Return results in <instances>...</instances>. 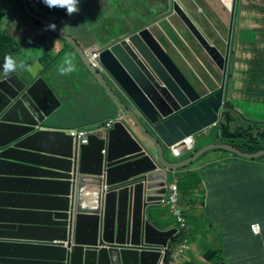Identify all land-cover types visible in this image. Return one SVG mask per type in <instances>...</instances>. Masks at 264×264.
Segmentation results:
<instances>
[{
  "label": "water",
  "instance_id": "95a60500",
  "mask_svg": "<svg viewBox=\"0 0 264 264\" xmlns=\"http://www.w3.org/2000/svg\"><path fill=\"white\" fill-rule=\"evenodd\" d=\"M24 2L33 18L52 24ZM141 3L149 11L138 13L143 25L91 54L58 27L51 30L78 51L118 105L113 127L90 135L87 144L53 128L51 117L62 101L45 79L49 68L43 62L27 63L8 78L0 74V264H158L162 251L172 249L177 228H156L152 208L161 205L175 171L212 149L245 159L264 155L224 143L206 145L183 161L168 160L171 146L213 126L218 132L223 112L233 113L230 74L239 1ZM93 54L98 68L91 65ZM143 82L158 95L157 104L144 102ZM11 199L48 207L5 204Z\"/></svg>",
  "mask_w": 264,
  "mask_h": 264
},
{
  "label": "crops",
  "instance_id": "0c3cea01",
  "mask_svg": "<svg viewBox=\"0 0 264 264\" xmlns=\"http://www.w3.org/2000/svg\"><path fill=\"white\" fill-rule=\"evenodd\" d=\"M222 1L225 2L226 0ZM98 2L103 7L109 5L115 7V13L112 16H115L119 10L115 0H99ZM137 5H139V1L134 0L132 2L128 1L127 6L136 7ZM138 13L139 9L137 10ZM246 14H249V16L244 18ZM245 15L241 19L243 26L247 22L246 19H249V23L252 25L243 28L240 27V23L238 25L237 32L241 29H249V34L240 43V47L246 49V53H241L240 48L238 50V45L235 43L232 81L234 82V89L231 86V90H233L232 98L252 99L255 101L258 97L264 98V58L261 59L259 56V54H263L264 57V0H252L250 3L248 1ZM54 18L57 21V26L73 36L86 53L91 54L92 48L114 39L108 31L96 32V29L88 34L78 33L77 36V32L71 31V25L75 22L76 17L66 14L64 18ZM211 21L212 23H217L214 13L212 14ZM6 27L16 39L29 38L31 40L30 45L33 47H36L37 43H44L47 53L51 57L55 58V56L59 55L58 60H55L53 63L48 60L46 62L43 61L44 66L49 68V79H45L62 101L61 108L51 117L53 122H55L53 124L54 129H62L65 132L70 129H89L102 125L115 117L114 115L118 113L117 103L108 96L102 85L84 65L78 51L73 47L67 46V42L64 39L54 33L43 31L38 25L28 22L21 14L12 17ZM28 27L33 28L39 34L38 36L42 38L40 42L32 36L26 35L25 32ZM43 53L38 56H29V60L28 58H21L17 61H23L26 65L36 59L41 60L40 56ZM66 54H70L74 58L77 71L68 75H61L58 71L59 62ZM100 71L104 73L109 84L113 85L104 69L100 68ZM184 71L187 74V83L191 86L193 79L190 77L189 68ZM205 74V69H202L198 75L201 81H203L205 77L203 75ZM200 75L203 77H200ZM69 76L75 81L68 80ZM51 78L56 79V82L58 81L60 88L53 87ZM81 78L84 80L86 86L89 84L93 87V95L100 105H98L96 100L91 105L90 99L86 97L84 92L80 95H74V89L84 86L81 83ZM132 81L135 83L136 88L139 87L143 91L139 83L136 82V78H133ZM143 84L145 89V93L143 92L145 97L143 99L144 102L148 106L157 104L158 95L156 92L145 82ZM116 94L125 102L127 101L124 91L119 90ZM67 95L70 97V101ZM71 99L74 100L75 105L71 111H68ZM101 109H103L102 113L97 115ZM256 122L264 123V115L258 118ZM216 135L217 132L213 126L206 130L205 135H199L201 136V140H195L196 137H187L170 147V149L176 150L182 155L179 158H174L170 153L169 155L173 157L172 160L183 161L206 145L224 144L216 140ZM188 139L191 142L187 145H194V150L190 153L185 151L187 147L186 140ZM244 159L223 149H212L204 152L189 165L175 171L168 185L174 183L178 187V201L184 214L187 230L185 233H182L181 243L175 244L172 242V238L175 235L169 243H173L172 249L179 245L187 246V250L179 257L180 264H220L222 262H226L227 264H264V229L262 231L261 228V234L259 235L251 233L252 236L260 238L261 249H257V246L252 244L253 239L244 236L247 228L242 231L244 224L248 225L249 220L244 214L246 211L244 207H259L264 211V207L257 205L253 199L257 194L264 197L262 195L263 192H261L264 188V159L254 163ZM38 162H40L38 164L40 166L46 165L42 161ZM258 182L261 187L260 190L257 188ZM30 190L34 189L31 187H21L20 191L27 192ZM5 204L15 207H48V205H42V203H27L16 199H11ZM152 209L155 216L151 221L156 228L166 230L176 227L174 224L175 219L166 204L161 203V205ZM28 220L31 221V219ZM178 232L176 235H178ZM211 250L222 251L221 257H216L218 262L206 260L205 256L207 258L213 257L209 253Z\"/></svg>",
  "mask_w": 264,
  "mask_h": 264
},
{
  "label": "rangeland",
  "instance_id": "374dc122",
  "mask_svg": "<svg viewBox=\"0 0 264 264\" xmlns=\"http://www.w3.org/2000/svg\"><path fill=\"white\" fill-rule=\"evenodd\" d=\"M9 1L17 2L19 7H21V13L24 15L25 19L28 22H30L34 25H39L43 29V31H45L47 33L50 32L49 30H45V29H47L46 27L38 24V22L35 19L27 16L23 12L21 0H9ZM98 1L99 0H88L85 5H80L78 13L72 15V17H76V20H74L75 22L71 25V31L77 32V36H78V33L79 34H88L89 32L96 29V32L108 31L111 34L112 38H114V36H117L120 33L125 34L127 32H131V31L136 30L137 28H139L143 25L145 20H143L142 15L140 16V14H137L138 9H139V12H144V13L149 12L147 10V7H145L142 3L140 5V2H142V0H138L139 5H137L136 7L135 6H130V7L127 6L128 1L132 2L134 0H115L119 10H118V12H116L115 16H112V14L115 13V9H114L115 7H112L110 5L103 7L99 4ZM227 1L228 0H226V2ZM248 1L250 3V1H252V0H244L242 3V17L246 13ZM31 6L33 8H35L33 0H31ZM142 9H143V11H142ZM155 10L158 14L162 11V8H156ZM14 14H15V12L10 13L8 23L10 22V19ZM246 16H249V14H246L244 16V18H246ZM50 19L52 21H54L55 23H57V21L55 20L54 17H51ZM241 19L239 20L241 28H243L245 26L247 27V26L252 25L251 23H249V19H246L247 22L243 26V22H241ZM233 28H234L233 36L235 39L233 52H235V48H236L235 43H237L238 50L240 48L241 53H246V49L241 48L240 43L246 37H248L247 35L249 34V32H248L249 29L247 31L245 29H241L240 31L237 32V22L233 25ZM25 33L28 36L32 35V36L39 37L38 36L39 34L36 33L34 31V29L31 27H28V29L26 30ZM45 46L46 45L44 43H37L36 47H33V46L28 47V49L26 50L27 51L26 54L23 55L21 58H23L24 56H30V57L31 56H38L39 54L43 53L45 50L46 51L44 53H47V48H45ZM247 53H249V52H247ZM259 56L261 59L264 58L263 54H259ZM28 60H29V57H28ZM56 60H58V59H56ZM62 60L63 59H60L59 64H61ZM75 77H78V76H75ZM67 79L71 80V81H75L71 76H69ZM61 80H63V79H61ZM51 82L53 84V87L60 88V85L58 84V81L56 82V79L51 78ZM81 83L84 86H82V87L80 86V87H77L76 89H74V95H76V94L80 95L84 92L86 97L88 99H90V101H91L90 104L93 105L95 103V100H96L94 95H93V87L90 86L89 84L86 86L84 84V80L82 78H81ZM233 83H232V89H234ZM232 93H233V90H232ZM68 99L70 101L69 96H68ZM232 99H233L231 102V105L233 106L232 115L237 117L239 122H241V124L243 121V122H248V124L253 125V124H255L256 121H258V113L264 114V98L263 97H258V99L255 101L252 99H250V100L238 99V98H232ZM96 102H97V100H96ZM74 105H75L74 100L71 99V104H69V106H68V111L69 110L71 111V109ZM98 105H100V104L98 103ZM102 111H103V109L99 110L97 115H100L102 113ZM114 116L118 117L119 114L117 113ZM246 120H248V121H246ZM205 133H206V131H204L202 134L205 135ZM200 138H201V136H198V137H196L195 140H201ZM167 158L170 160L173 159V157L170 155H168ZM176 160L177 159H174L172 161H176Z\"/></svg>",
  "mask_w": 264,
  "mask_h": 264
},
{
  "label": "trees",
  "instance_id": "16d2710c",
  "mask_svg": "<svg viewBox=\"0 0 264 264\" xmlns=\"http://www.w3.org/2000/svg\"><path fill=\"white\" fill-rule=\"evenodd\" d=\"M35 1L40 6V8L46 12V14H50L52 17H58L61 19V18H64L67 14L66 10L64 9H49L47 6H45L42 3V0H35ZM87 1L88 0H79V6L85 4ZM21 2L23 4V0H21ZM242 3L239 2L238 7H237V17H238L237 29L240 23L239 20L242 18ZM15 4L17 5V2H15ZM14 10L20 13L21 7H15ZM23 12L27 15L24 8H23ZM9 14H10V10L7 8L6 0H0V60L4 59V56L7 54H11L16 60L21 59V57L26 54L27 52L26 50L28 49V47L32 46L30 45L31 40L29 38L16 39L14 36L10 34L9 30L6 28L7 18ZM40 14L44 16L43 13L40 12ZM37 22L38 24L42 25L39 21ZM66 45L71 47V45L68 43H66ZM25 57H29V56H25ZM58 57L59 55L53 58L51 57L49 53H43L40 56V59L41 61L46 62L48 60L53 63ZM233 65L234 63H232V69H231V74H230V87L232 86V83H233L232 82L233 81ZM232 100L233 99L231 98L229 102L230 105H231ZM262 115L264 114L258 113V118H261ZM216 140H219L222 143H229L246 153L259 152L261 150H264V123L255 122V124L251 125V124H248V122L242 121V124H241L238 118L232 115L231 112H223L222 119L219 124L218 132L216 135ZM263 159H264V155L259 158L244 159V160L252 161L254 163L256 161H262ZM257 188L259 190L261 189L259 182L257 183ZM261 192H263L262 195L264 196V188L262 189ZM253 199H254V202L257 203V205L264 207V197H261L260 195L257 194V196H255ZM244 210H246L244 213L245 216L247 217V219H249L248 225H246L245 223L244 228L242 230L244 231L247 228L246 232L244 233V236L246 238L253 239L252 244L256 245L257 249H261L260 238L252 236L249 227L252 223H258L260 227V232H261V228L263 231L264 211L260 209L259 207H244ZM177 231H179L178 235H175L172 238V242L175 244H179L182 242L183 231L180 229L179 230L177 229ZM209 253L212 254L213 257L207 258V256H205L206 260L207 259L209 261L215 260V262H218L216 257L219 256L220 258L222 255V251H219V250H211ZM169 259H170L169 252H167L165 261H169ZM184 264H192V263H184ZM238 264H243V263H238Z\"/></svg>",
  "mask_w": 264,
  "mask_h": 264
},
{
  "label": "built area",
  "instance_id": "2783aa9c",
  "mask_svg": "<svg viewBox=\"0 0 264 264\" xmlns=\"http://www.w3.org/2000/svg\"><path fill=\"white\" fill-rule=\"evenodd\" d=\"M90 62L91 65L95 68H98V64L96 63L95 59L98 57V54H93L90 56ZM118 120V117H113L106 121L102 125H98L93 128L85 129V128H78V129H70L67 130L66 133L73 138V140L80 144H87L88 139L90 135H102L103 133H106L110 128L113 127L115 122ZM191 140L188 139L186 140V145L190 143ZM194 150V145L186 147V152L190 153L193 152ZM105 152V150H103ZM170 154L174 158H179L182 154L179 153L176 150L170 149ZM178 187L176 184H170L167 187V193L162 201V203L166 204L168 206V209L171 213V215L174 217V224L177 227V229L182 230L184 233L187 230V224L185 223V218L182 213V209L179 205L178 201ZM250 231L254 234L257 235L260 232V227L257 223H254L250 225ZM57 242V241H55ZM187 249L186 245H180L177 250H174L171 252V250L167 251L164 249L162 251V254L164 256L163 260L159 261L158 264H180L179 262V257L182 255V253ZM169 252V261H165L166 253Z\"/></svg>",
  "mask_w": 264,
  "mask_h": 264
},
{
  "label": "clouds",
  "instance_id": "9594fccd",
  "mask_svg": "<svg viewBox=\"0 0 264 264\" xmlns=\"http://www.w3.org/2000/svg\"><path fill=\"white\" fill-rule=\"evenodd\" d=\"M137 1V0H136ZM33 3L35 5V8H33L31 6V0H28V5L30 7V9L32 11H34L35 13H37L38 15L40 16H43L41 13L44 14V18H46L47 20H49L52 24L48 25V27H46L43 23H41L39 20L33 18L26 10L25 8V2L23 0V4H22V7L25 9L26 13H27V16L35 19L36 21H39L42 26L46 27L47 29L45 30H49L51 33H53L51 30H55L57 26V24L52 21L50 18L52 17L50 14H46L45 11H43L40 6L36 3L35 0H33ZM42 3L47 6L49 9H64L66 10V13L67 15L71 16L73 14H76L79 12V0H42ZM86 4V3H85ZM6 5H7V8L10 10V13H14L15 14L12 16V17H16L18 14H21L23 15L21 12L18 13L16 12L14 9L15 7H19V5L15 4V1H9V0H6ZM84 5V4H83ZM10 15V14H9ZM11 17V18H12ZM24 17V16H23ZM8 19H9V16L7 18V24H8ZM6 24V26H7ZM39 26V25H38ZM40 27V26H39ZM7 28V27H6ZM59 28V27H58ZM8 29V28H7ZM60 29V28H59ZM10 32V31H9ZM55 34V33H54ZM32 36V35H31ZM34 37L38 42H40L42 40L41 37H36V36H32ZM68 43V42H67ZM69 44V43H68ZM70 47V46H69ZM73 47V46H71ZM74 48V47H73ZM93 49V48H92ZM92 51V50H91ZM88 53V52H87ZM89 54V53H88ZM91 56V55H89ZM24 59L25 58H28V57H23ZM19 60V59H18ZM41 61V60H40ZM43 62V61H41ZM25 68V64L23 61H17L11 54H7L4 56V59H3V62L2 64H0V74H2L5 78H8L10 77L13 73H15L18 69H24ZM59 73L61 75H68L70 73H73V72H76L77 71V66L76 64L74 63V58L70 55V54H66L65 57L63 58V61L62 63L60 64L59 66V69H58ZM254 224V223H252ZM251 224V225H252ZM258 224V223H257ZM259 225V224H258ZM250 229V227H249ZM251 232V231H250ZM252 233V232H251ZM253 234V233H252ZM260 234V232H259ZM257 234V235H259ZM254 235V234H253ZM180 246V245H179ZM178 247L176 248H173V249H170L171 252L174 251V250H177ZM187 250V249H186ZM169 251V250H167ZM183 254V253H182Z\"/></svg>",
  "mask_w": 264,
  "mask_h": 264
},
{
  "label": "flooded vegetation",
  "instance_id": "af4514ba",
  "mask_svg": "<svg viewBox=\"0 0 264 264\" xmlns=\"http://www.w3.org/2000/svg\"><path fill=\"white\" fill-rule=\"evenodd\" d=\"M240 3H242L243 0H238Z\"/></svg>",
  "mask_w": 264,
  "mask_h": 264
}]
</instances>
